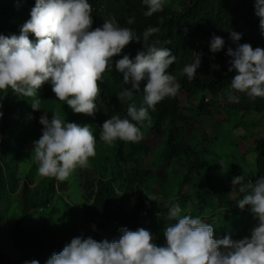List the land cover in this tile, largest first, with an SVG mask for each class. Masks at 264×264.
I'll use <instances>...</instances> for the list:
<instances>
[{"label":"trees","instance_id":"trees-1","mask_svg":"<svg viewBox=\"0 0 264 264\" xmlns=\"http://www.w3.org/2000/svg\"><path fill=\"white\" fill-rule=\"evenodd\" d=\"M181 10H174L166 1L163 11L146 17L147 7L142 0H89L92 5V28L102 26L105 19L114 18L119 26L130 27L137 34H142L148 27H158V33L150 37V42L160 41L158 46L169 48L177 57L170 66L169 72L177 77L181 88L175 97L166 98L159 103L155 111L149 110L151 124L147 121L137 126L144 130L149 128L160 134L166 140L164 156L167 160L182 159L187 169L182 185L189 184L190 192H185L177 201L183 215L199 216L214 227L216 239L231 236L234 240L250 237L254 228L250 210H241L238 205L231 203L228 198L232 189L225 184L214 185L212 175L214 169L206 159L213 145V140L200 130V126L207 127L209 123H226L234 117L257 112L264 114V99L250 100L244 94L239 103H230L227 99L231 91L229 84L236 74L229 72L227 56L229 47L235 49L237 43H249L253 48H264V35L261 34L259 18L255 15L254 0H180ZM35 0H0V34L10 36L19 35L22 25L30 18V11ZM133 23L129 25L127 21ZM162 19V22H161ZM187 29V32L184 30ZM230 31L242 34L240 41L234 43L230 39ZM213 35L224 39V48L212 53L209 43ZM30 39L35 40L30 34ZM171 44H164L166 40ZM143 50V41H132L123 49L121 54L113 57V70L105 73L103 83L100 84L101 97L97 101L98 109L93 116L76 114L66 106L64 116L67 122L89 125L96 141L99 139L101 127L105 120L112 115L127 117V107L135 103L137 107L143 102V92L134 94L133 100L120 101L117 96L123 89H131L130 84H124L120 73L115 71V62L124 55L134 59L137 52ZM201 54V65L197 69L196 78L189 82L182 75L185 65L193 62L194 53ZM213 65H218L214 68ZM143 84L141 85V90ZM51 84L45 83L38 90V97L52 96ZM4 95L0 92V97ZM186 95L189 107L182 105V96ZM209 96L211 97L209 99ZM222 96L224 103H217L214 98ZM30 98L19 97L8 90L3 97V112L0 118V230L4 227L6 216L1 203L11 191H15L19 184L16 180V163L25 149L32 135L29 124L38 111L31 107ZM133 123H136L133 121ZM114 148L120 160L133 167L125 171L126 188L134 196V211H126L118 204V192L111 179L102 177L90 184L91 201L86 211L90 232L77 235L83 238L91 237L97 241L107 239L112 241L121 235L120 229L127 227L135 231L143 227V218L149 215H159L166 222L168 208H162L155 200L169 183V173L157 169L154 165L143 167L141 157L151 152L152 148L140 141L139 143L114 142ZM257 172L253 182L259 176H264V144L257 157ZM202 171L205 172L202 175ZM10 179H8V176ZM200 176V178L197 177ZM33 180L24 182L22 187V216L19 217L11 231L13 247L20 253V259L13 260L0 253V264H25L33 259L39 264H46V260L54 253L62 251L70 243L55 237L49 230L48 220L33 229L25 225V219L34 210L45 207L52 195L57 191V180L32 186ZM61 189L67 187L61 183ZM152 198V199H149ZM95 226V227H93Z\"/></svg>","mask_w":264,"mask_h":264},{"label":"clouds","instance_id":"clouds-1","mask_svg":"<svg viewBox=\"0 0 264 264\" xmlns=\"http://www.w3.org/2000/svg\"><path fill=\"white\" fill-rule=\"evenodd\" d=\"M142 3L147 7L146 17L165 7V0H142ZM254 10L264 35V0H254ZM92 12L89 0H35L19 35L0 34V92L4 93L0 109L3 97L11 90L19 97L30 98L34 111L40 110L38 90L50 83L55 97L66 102L73 113L93 116L101 97L100 84L105 73L113 70V57L132 41L142 39L143 50L134 59L124 55L117 60L115 71L122 75L124 84L131 85L117 98L132 101L134 94L142 91L143 102L139 107L134 102L128 105L127 117L131 119L112 115L105 120L99 136L107 145L117 140L139 143L143 133L137 124L145 121L151 124L149 110L155 111L159 103L175 97L181 88L177 77L168 71L177 57L169 48L158 46L160 41L150 42V37L159 32L158 27H148L138 35L132 28L121 27L114 18H109L93 29ZM127 23L131 25L133 20ZM30 34L35 40L30 39ZM241 37V33L230 31L234 43ZM163 43L171 44L172 40ZM224 45L222 37L213 35L209 48L217 53ZM193 53V62L185 65L181 73L189 82L196 78L201 65V54ZM226 55L231 57L228 71L236 73L229 84L228 101L239 103L237 94L252 101L264 99V48L237 43L235 49L228 48ZM39 123L43 125L42 135L33 141L31 158L41 177L64 182L76 169L89 166L90 158L96 155V137L89 125L67 122L56 112L49 120L47 111ZM219 164L223 168V161ZM232 184L239 185V193L243 194L238 207L243 210L248 206L257 221L250 237L216 239L212 224L199 216L182 215L179 203H174L167 212V219L174 222L164 229L165 246L154 243L153 234L143 227L135 231L124 227L119 238L111 242L74 237L62 251L54 252L46 264H264V176L254 182L236 176ZM25 264L39 261L33 259Z\"/></svg>","mask_w":264,"mask_h":264},{"label":"rangeland","instance_id":"rangeland-1","mask_svg":"<svg viewBox=\"0 0 264 264\" xmlns=\"http://www.w3.org/2000/svg\"><path fill=\"white\" fill-rule=\"evenodd\" d=\"M165 1L174 10L179 11L183 7L180 0ZM214 99L217 103H224L222 96ZM182 105L184 107L190 106L186 95L182 96ZM40 107L38 115L29 121L32 135L15 166L19 187L15 191H11L1 203L6 222L0 230V253L13 260L20 259V253L12 244L11 231L16 220L23 214L21 193L23 184L32 179V186H37L53 179L41 177L37 172L36 163L31 158L33 141L38 140L42 135L43 125L39 123V119L47 111L49 120L53 112L59 113L66 120L64 116L66 106L55 97V94L44 98ZM200 130L213 140V145L210 147L206 159L214 169L212 175L214 185L225 184L231 188L232 193L228 200L238 205V200L242 198L243 194L239 193V185L234 186L232 184V179L236 176H244L245 182H253V177L257 172V157L264 144V114L248 112L238 115L226 123H209L207 127L200 126ZM141 132L143 133L141 141L152 148L149 154L141 157L143 167L146 168L157 162V169H163L169 173V183L166 190L155 197L156 202L165 209L171 206L173 201H177L183 193L192 190L189 184L182 185L187 169L182 159H166L164 156L165 138L149 128H145ZM220 161H223V168L219 164ZM131 167H133L132 164H127L119 159L114 143L107 145L103 141H96V155L90 158L89 166L76 169L64 182L57 181V191L52 195L49 203L28 215L25 219V225L33 229L43 224L47 219L50 232L64 241H71L77 235L90 232L86 218V211L91 204L88 199L91 192L90 184L102 177H107L113 181L118 192V204L132 213L134 211V196L126 188L125 175V171ZM204 174L205 172L202 171V175ZM7 177L10 179L9 175ZM197 177L200 178L199 175ZM61 183L67 185L64 190L59 187ZM251 217L255 227L257 221L252 214ZM142 220L144 228L153 234V242L158 246H165L164 229L173 222H166L159 215H149Z\"/></svg>","mask_w":264,"mask_h":264}]
</instances>
